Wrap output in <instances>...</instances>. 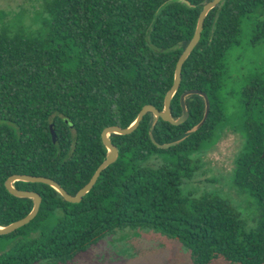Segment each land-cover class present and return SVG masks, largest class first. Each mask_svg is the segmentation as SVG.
<instances>
[{"label": "trees", "instance_id": "16d2710c", "mask_svg": "<svg viewBox=\"0 0 264 264\" xmlns=\"http://www.w3.org/2000/svg\"><path fill=\"white\" fill-rule=\"evenodd\" d=\"M210 1L45 0L41 29H1L0 226L24 218L34 206L7 191L9 177H46L75 196L106 159L105 128H128L146 105L163 109L177 62ZM261 11L264 0H223L206 17L171 103L178 118L183 93H206L211 110L199 130L190 134L205 104L191 96L189 118L181 125L161 119L153 125L149 113L130 135H111L118 159L80 203L65 201L43 183L16 182V188L38 193L42 203L29 224L0 235V264L66 263L126 227L179 240L192 264H264V78H251L241 91L245 144L234 177L236 188L257 200L259 226L247 231L237 209L219 195L181 193L195 172L190 156L226 121L218 96L226 54L239 46L244 21ZM256 27L262 34L254 42L264 38V21ZM151 135L161 145L179 143L159 149ZM153 156L174 161L143 165Z\"/></svg>", "mask_w": 264, "mask_h": 264}, {"label": "rangeland", "instance_id": "374dc122", "mask_svg": "<svg viewBox=\"0 0 264 264\" xmlns=\"http://www.w3.org/2000/svg\"><path fill=\"white\" fill-rule=\"evenodd\" d=\"M45 0H0V31L5 25L14 32L31 33L41 29L47 19ZM261 14L263 16L259 17ZM264 11L244 21L239 46L226 54V74L218 93L226 121L215 131L214 139L203 150L191 155L195 168L193 178L181 186L183 197L205 194L219 195L240 213L247 231L259 226L257 200L234 184L236 160L243 151L244 108L241 91L253 77L264 78V38L253 41L261 33L258 22ZM262 34V33H261ZM254 42V43H253ZM164 157L153 156L143 163L159 166ZM57 213L49 221L54 223ZM41 264H53L43 262ZM62 264H192L189 250L179 241L151 228H122L107 234L85 252ZM214 264H227L218 260Z\"/></svg>", "mask_w": 264, "mask_h": 264}, {"label": "water", "instance_id": "95a60500", "mask_svg": "<svg viewBox=\"0 0 264 264\" xmlns=\"http://www.w3.org/2000/svg\"><path fill=\"white\" fill-rule=\"evenodd\" d=\"M180 1H185V0H180ZM222 1L223 0H212L203 7L199 15L198 21H197L194 35L192 39L190 40V42L188 43V45L185 47L183 53L181 54L177 62L176 69H175V75H174V83L171 89L167 92L165 96L163 109L160 111L152 105H146L140 111L136 120L128 128H122L120 126H111V127L105 128L101 134V139H102L104 147L107 149L106 159L96 170L90 182L87 185H85L75 196L70 195L56 181L46 178V177H37V176H29V175H13L6 180L5 187L10 194L18 198L31 199L33 201L34 206H33L32 211L24 218L16 222H13L7 226H0V235L10 234L16 231L17 229H20L26 226L33 219H35V217L37 216L40 210V206L42 203V197L38 193H35L32 191H23V190L16 188L14 185L16 182L21 181V182H28V183H43V184L49 185L52 188H54L63 197L65 201L69 203H80L83 197L93 189L99 177L101 176L102 172L105 169H107L109 166L114 164L118 159L119 152H118L117 147L111 141V135L113 134L114 135H130L131 133H133L135 130L138 129L144 117L149 113H151L154 117L153 125L159 119L165 122H169L176 126L181 125L184 122H186L187 119L189 118V110H188L186 101L191 96L201 97L205 104V110H204V114H203L201 121L190 131V134L196 132L204 125V123L206 122L209 116L210 110H211L210 100L206 93L199 91V90H190V91L183 93L180 98L182 114L178 118H174L172 114L171 103H172L173 97L175 96V94L177 93L181 85L183 65L201 40L205 19L208 16V14L214 8H216ZM188 5L191 6V4H188ZM66 123L68 125H71L69 120H66ZM50 129H51L53 141L56 142L57 137H56V133L54 131L53 125H50ZM151 138H152L153 143L159 149H169L179 143V141H176V142L161 145L155 141L153 135H151Z\"/></svg>", "mask_w": 264, "mask_h": 264}]
</instances>
